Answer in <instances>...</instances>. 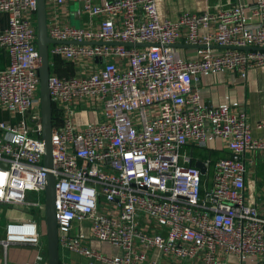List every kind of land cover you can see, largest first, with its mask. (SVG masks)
<instances>
[{
	"label": "built area",
	"instance_id": "built-area-1",
	"mask_svg": "<svg viewBox=\"0 0 264 264\" xmlns=\"http://www.w3.org/2000/svg\"><path fill=\"white\" fill-rule=\"evenodd\" d=\"M229 1L174 20L158 0H46L50 65L59 57L80 70L50 75L49 169L38 0H0L10 58L0 68V204L46 218L51 172L63 250L103 264H264V199L247 188L264 136L253 135L246 98L208 105L196 87L264 69V0ZM76 3L85 26L60 20ZM34 215L7 224L5 251L41 245Z\"/></svg>",
	"mask_w": 264,
	"mask_h": 264
},
{
	"label": "crops",
	"instance_id": "crops-1",
	"mask_svg": "<svg viewBox=\"0 0 264 264\" xmlns=\"http://www.w3.org/2000/svg\"><path fill=\"white\" fill-rule=\"evenodd\" d=\"M229 2V0H214L212 3L211 0H158V5L164 18L175 20L184 12H215L220 8H228ZM180 3L183 4V7L175 8L176 4ZM76 4H69L59 9L63 15L60 20L72 25L85 26L88 17L77 14ZM6 26L7 16L0 14V29H4ZM51 60V72L58 76H70L80 72L74 64L59 57H54ZM56 60H60L63 65H59ZM9 63V54L0 49V68L7 67ZM196 87L201 91L203 100L208 105L220 103L226 96H232L235 99L246 98L253 135L255 138L264 136V132L257 129V124L264 113V69L251 70L246 82H242L238 74L228 73L204 77ZM220 156H228V154H218L217 157ZM255 170L258 175L252 174L247 178L248 192L253 195L259 194L263 200L264 160L262 158ZM33 215L32 211L25 207L0 204V241L6 238V226L9 222L28 220ZM34 218L42 233L41 245L35 247L27 244H11L5 251L0 243V264H49L46 218L38 214H35ZM39 257H41L40 260ZM60 259H65L69 264H103L99 261L91 262L86 257L61 248Z\"/></svg>",
	"mask_w": 264,
	"mask_h": 264
},
{
	"label": "water",
	"instance_id": "water-1",
	"mask_svg": "<svg viewBox=\"0 0 264 264\" xmlns=\"http://www.w3.org/2000/svg\"><path fill=\"white\" fill-rule=\"evenodd\" d=\"M48 14L46 0H38L37 26H38V46L40 54L39 75L41 79L40 96L41 112L43 117V139L45 142V165L47 168H53V145H52V100L49 88V79L51 75L50 53L51 44L57 43L48 35ZM144 46V45H139ZM243 50H257L258 48H240ZM264 49V48H261ZM196 166L205 174V168L202 162H197ZM46 225H47V246L49 264H61L60 245L58 237V224L56 219L57 194L56 178L49 172L46 186Z\"/></svg>",
	"mask_w": 264,
	"mask_h": 264
},
{
	"label": "rangeland",
	"instance_id": "rangeland-1",
	"mask_svg": "<svg viewBox=\"0 0 264 264\" xmlns=\"http://www.w3.org/2000/svg\"><path fill=\"white\" fill-rule=\"evenodd\" d=\"M214 0H211V3L213 2ZM78 10L81 8L80 7V4H76V6H75ZM183 7V4L182 3H180V4H176V6H175V8H182ZM226 7V6H225ZM74 26H77V27H80V25H76V24H73ZM58 63H59V65H63L62 64V62L60 61V60H56ZM203 153H205V152H203ZM217 156H218V154H215V153H213V155H212V157L215 159V158H217Z\"/></svg>",
	"mask_w": 264,
	"mask_h": 264
},
{
	"label": "trees",
	"instance_id": "trees-1",
	"mask_svg": "<svg viewBox=\"0 0 264 264\" xmlns=\"http://www.w3.org/2000/svg\"><path fill=\"white\" fill-rule=\"evenodd\" d=\"M52 61V60H51ZM59 64V63H58Z\"/></svg>",
	"mask_w": 264,
	"mask_h": 264
}]
</instances>
